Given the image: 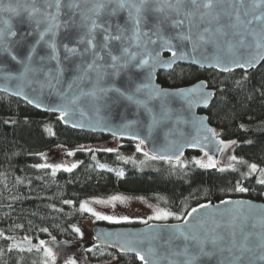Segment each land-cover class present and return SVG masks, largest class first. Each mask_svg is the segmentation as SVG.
Wrapping results in <instances>:
<instances>
[{
	"label": "snow or ice",
	"instance_id": "snow-or-ice-1",
	"mask_svg": "<svg viewBox=\"0 0 264 264\" xmlns=\"http://www.w3.org/2000/svg\"><path fill=\"white\" fill-rule=\"evenodd\" d=\"M209 46L213 49L212 55H203ZM164 52L170 53L169 59H162ZM189 60L200 66L211 61L208 66L221 72L242 70V80L236 84L242 90L245 82L250 81L249 70L257 61H264V0H0V79L5 82L0 91L8 92V85L15 82L12 95L22 97L34 108L58 113L65 123L70 122L68 118L85 99L97 112L101 107L134 108L138 117L143 115L150 120V133L169 121L180 123L171 107L173 102L183 101L192 107L195 94L207 107L214 94L204 91L203 83L197 88L169 90L154 81L157 69L171 68L178 61ZM9 65L15 69V74ZM46 93L59 97L60 102L46 105L43 102ZM259 95L264 98V84L260 86ZM198 123L203 125V120ZM72 126L83 127L76 123ZM204 131L213 138L218 136L214 129L205 127ZM134 138L138 140L136 151L143 152L145 140ZM215 142L221 153L237 143L220 139ZM199 143L198 138H194L190 146L195 148ZM143 155L151 160L171 162L175 159L181 164L182 152L151 156L143 152ZM204 155L207 163L199 159L192 163L201 169L216 168L217 161L208 152ZM230 161L245 163L237 161L236 156H231ZM36 167L51 168L54 175L60 169L71 172L77 165L45 163ZM248 168L250 173L257 172L255 163ZM232 170L238 169L233 167ZM259 171L257 182L264 185V169ZM118 175L123 176V173ZM235 189L247 191L239 182ZM125 199L114 195L93 203L112 204ZM241 207L242 203L237 202L235 210L217 209L192 222L170 211L156 209L151 219L174 216L182 223L166 226L165 232L150 226L143 236L122 245V250L135 252L142 264H264V236L259 251L250 247V234L244 233L237 223ZM79 209L97 219L117 222L113 216L93 211L88 202L81 203ZM198 211L193 208L187 215ZM73 231L80 234L79 228ZM145 242L146 249L142 247ZM12 248L19 245L14 244ZM39 248L44 252L42 264L49 261L55 264L57 254L45 246V241H40ZM26 250L31 252L32 247ZM66 264H76V261L68 259Z\"/></svg>",
	"mask_w": 264,
	"mask_h": 264
},
{
	"label": "trees",
	"instance_id": "trees-1",
	"mask_svg": "<svg viewBox=\"0 0 264 264\" xmlns=\"http://www.w3.org/2000/svg\"><path fill=\"white\" fill-rule=\"evenodd\" d=\"M243 75L242 70L222 74L182 65L158 74V83L166 89L205 80L215 91L206 112L209 122L221 140L237 141L232 145L234 156L245 162L237 163V171L224 172L193 164V160H204L201 153H187L181 164L159 160L157 170L140 171L121 158L135 154L137 142L116 139L120 148L108 152L111 145H104L114 138L65 127L58 115L42 113L0 93V264H42L41 240L77 241L73 229L86 216L79 206L89 198L114 194L145 197L184 218L206 202L240 198L264 202V185L257 182L259 170L264 169V98L259 95L264 62L248 73L250 81L241 90L236 84ZM56 147L73 150L69 164L77 167L71 172L62 169L53 175L49 168L36 167L42 163L41 154ZM184 160L187 167L181 166ZM253 163L256 173L249 172ZM121 172L123 176L118 175ZM238 182L247 191H236ZM97 225L117 226L102 221ZM14 244L19 248H12ZM115 256L125 264H139L136 257L119 255L105 246L88 251L92 262Z\"/></svg>",
	"mask_w": 264,
	"mask_h": 264
},
{
	"label": "water",
	"instance_id": "water-1",
	"mask_svg": "<svg viewBox=\"0 0 264 264\" xmlns=\"http://www.w3.org/2000/svg\"><path fill=\"white\" fill-rule=\"evenodd\" d=\"M212 53L213 49L209 46V48L203 53V55L211 56ZM196 55L201 56L200 53H197ZM169 58L170 53L164 52L162 55V59L167 60ZM263 62L264 61H257L256 66L253 69H250L249 72L258 69ZM209 63H211V61H205L204 66H200L198 64H192L190 60L178 61L176 64L172 65L171 68L157 69L154 83L162 87V85L158 83V74L161 72H171L179 65L190 66L200 70L216 71L222 74H227V72H221L216 67H209ZM9 68L15 74V69H13L11 65H9ZM239 70L240 69H235L233 72ZM202 83L206 85L204 91L214 94L210 97L207 107L204 106L203 101L200 100L199 97L195 94H193L192 97L194 102L192 107H189L183 101H175L172 103L171 107L175 113V116L179 118L181 122L177 124L175 120L169 121L168 123L162 126H157L151 131V133L149 132L148 128L150 120L143 115H140L138 117L134 108L125 107L122 105L113 106L111 108L101 107L99 112H97L86 99L82 100L76 106L75 111L73 112L71 117L68 118L70 121L69 123H65L60 119L59 120L63 126L85 133L101 134L114 139L134 141L137 143L138 140H136L134 137H139L140 139L145 140V144L143 145V147L145 148L146 152H148L150 155H173L174 153L176 155H180V153L182 152V155H180V160L182 161L187 153H201L204 156L203 161L207 163V157H205L204 153L208 152V154L212 156L214 160L217 161V167L212 169L221 168L222 157L225 154L227 148L223 151V153L217 151V148L219 146L216 144L215 141L220 138L218 136L216 138H213L211 133L204 131L205 127L215 130V128L210 124L209 117L206 114L215 99V91L209 88V85L205 80L199 81L189 87H184L180 89L187 90L197 88ZM14 85L15 82H12L8 85L10 89L8 92L0 91V93L6 94L10 97L19 99L26 103V101L22 97L12 95L11 90L14 88ZM4 87L5 82L0 79V89ZM45 95L46 98L43 102L46 105L52 102H60L59 97L55 95L48 96L47 93ZM37 110L42 113L59 116L58 113L46 111L44 109ZM200 120H203V125H200L198 123ZM97 121H100V123H97ZM132 121L137 122L132 123ZM73 123L82 124L83 127H73ZM125 124H130V126L125 128ZM113 132H115L116 134L113 135ZM205 136H208L207 140L204 139ZM194 138H198V140L200 141L199 146L195 148L190 146L191 143L194 142ZM177 148H179V152L177 151ZM158 160L169 162L167 160L162 159ZM171 162L176 163L175 159H173ZM223 201H231L232 203L225 204L223 203ZM223 201L206 202L202 205H209L208 208H202L200 205L196 207V209L199 210L198 212L192 213V216L187 215L185 219H188L190 222H192L194 218L203 217L205 215L215 213L217 209L235 210L237 202H240L242 203L243 207L238 209L239 215L237 223L240 228L243 229L244 233L250 234V247H253L257 251H259L261 237L264 236V202H258L242 198L226 199ZM249 205H251L252 207L249 208ZM217 219H219V217H217ZM228 219L229 218L227 216L224 217L225 221H227ZM180 223H182V221L178 223H150L141 226L110 227L104 225H97L93 228V240L97 245L105 246L115 251L119 255L136 257L135 252L123 251L122 245H124L128 240H135L143 236V234L149 231L150 226L159 228L161 232H165L166 226L177 225ZM254 224L256 225V227H253ZM239 238L240 234L238 232V239ZM48 246L51 247L53 251L58 252L66 248H72L74 244L67 241L51 240L48 243ZM142 247L146 249L147 242H145ZM137 260L139 264H142V262L138 258Z\"/></svg>",
	"mask_w": 264,
	"mask_h": 264
},
{
	"label": "rangeland",
	"instance_id": "rangeland-1",
	"mask_svg": "<svg viewBox=\"0 0 264 264\" xmlns=\"http://www.w3.org/2000/svg\"><path fill=\"white\" fill-rule=\"evenodd\" d=\"M116 139H112L108 141L106 145H111L112 149H119L121 143L115 141ZM119 140V139H117ZM107 148V147H106ZM109 149V147L107 148ZM68 152H72L73 150L66 149L64 147H56L51 150H48L41 154V164H64L70 166L69 158L71 156L67 155ZM143 152H146L143 147ZM143 152L136 151L135 154L132 155H122V161L131 163L136 169L140 171L146 170H157L159 168V160H151L148 157L143 155ZM151 156V155H150ZM234 156V149L232 146L228 147L225 154L222 157V165L221 168L224 169H232L236 167L237 163L230 161V157ZM185 161V160H184ZM238 161V160H237ZM188 162L185 161L186 165ZM51 171L52 169L49 168ZM62 170V169H60ZM57 170L56 172H58ZM114 195L123 196L126 199L124 202L116 201L112 204H97L93 203L95 200H108L110 197ZM108 197H94L84 200V202H88L89 207L93 209V211L100 213L101 215L113 216L115 217L117 222H112L108 220H100L96 217L92 216L91 213H86L85 218L77 223L76 228L80 229V234H78L77 241L73 242L76 244V250L73 252H66L64 254V260L62 262L58 261V255L56 256L55 264H66L68 259H73L76 261V264H125L121 261L117 256L112 257L109 260H104L101 262H92L88 258V251L94 249L97 244L93 240V228L97 226L98 222H105L111 225L117 226H141L150 223H173L177 221L174 216H170L167 219L155 220L151 219L154 216L156 209H162L168 211L164 206L154 202L145 197H131L122 194H114ZM127 219H124V218ZM145 221L147 223H145ZM45 241V246H48V243L51 239L43 240ZM40 245V242L38 243ZM49 247V246H48ZM56 253V251H53ZM57 254V253H56ZM49 264L51 262L49 261Z\"/></svg>",
	"mask_w": 264,
	"mask_h": 264
},
{
	"label": "flooded vegetation",
	"instance_id": "flooded-vegetation-1",
	"mask_svg": "<svg viewBox=\"0 0 264 264\" xmlns=\"http://www.w3.org/2000/svg\"><path fill=\"white\" fill-rule=\"evenodd\" d=\"M75 250H76V244L72 248H66V249H63V250L56 252L58 255V261L62 262L64 260V254L66 252H68V251L73 252Z\"/></svg>",
	"mask_w": 264,
	"mask_h": 264
}]
</instances>
